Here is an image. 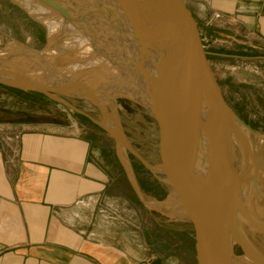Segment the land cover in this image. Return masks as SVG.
I'll list each match as a JSON object with an SVG mask.
<instances>
[{"label": "crops", "instance_id": "obj_1", "mask_svg": "<svg viewBox=\"0 0 264 264\" xmlns=\"http://www.w3.org/2000/svg\"><path fill=\"white\" fill-rule=\"evenodd\" d=\"M199 3L204 48L218 67L264 77V0ZM21 16V33L40 42L39 23ZM1 103L0 113L13 115L14 100ZM29 125L0 121V264H175L151 254V228L139 227L137 240L125 229L122 216L139 210H126V195L109 191L110 176L84 132L57 120Z\"/></svg>", "mask_w": 264, "mask_h": 264}, {"label": "rangeland", "instance_id": "obj_2", "mask_svg": "<svg viewBox=\"0 0 264 264\" xmlns=\"http://www.w3.org/2000/svg\"><path fill=\"white\" fill-rule=\"evenodd\" d=\"M188 2L197 18L199 28L203 34L202 36H204V22L206 20V16L203 12L204 9L199 3V0H188ZM45 5L48 6L46 3ZM21 15H27L30 19L35 20L26 12L25 8L16 1L0 0V52L14 49L44 52L49 48L55 47L59 52L58 55L54 56V58L48 57L47 59V63L52 67L58 69L61 65L74 61L73 56H71V58L69 54H67V49L61 45V39L51 44L52 37L49 29L37 20L35 21L39 23L42 29V40L34 44L28 41L26 35L21 33L18 25L22 17ZM41 56L46 57V55ZM206 57L220 86L225 101L231 107L235 115L253 131L251 144L252 156L253 153H255L262 158L263 155V161V73L259 72L253 77L251 71L243 69L245 66L241 67L239 71L220 68L213 59V56L206 53ZM6 58L0 59V67L2 69L5 70L17 64V60H13L14 58ZM9 61L12 63H8ZM83 63L85 64L86 71L95 69V71H99L98 74L102 73L99 70L100 66L94 64V59H86ZM86 76L78 75L82 80H84ZM91 85L93 87L98 86L95 79H91ZM59 91L61 93L55 94L56 97L69 103L73 108L60 104L39 91L23 90L0 84V100L2 101L6 98H12L14 100L13 115L6 116L0 113V121L11 119L23 123L29 122L30 125L28 127L32 128V124L38 121L57 120L66 122L75 132L78 130L80 133L84 132L85 137L91 141L95 157L103 162L110 176L111 182L109 191L124 193L126 195V210L128 208H136V210H139L136 212V217L127 212L126 216H122L125 229L135 230L134 233L137 240V238L140 237L138 231L139 227L143 230L147 229V231L151 228L153 231L149 239L152 240V255L167 256L172 258L175 264H195L194 231L186 215L176 209L174 213L175 210L164 208L156 204L148 206L144 202V199L147 197L157 202H163L169 197H180L175 186L172 185L170 187L165 176L161 172L147 169L132 153L119 146L114 139L97 124L103 122L105 118L104 112L113 109L120 124L123 138L146 164L156 166L160 163L159 130L155 120L148 111L127 95L113 94L107 99L102 98V92L99 91L100 94L97 93V100L100 105L99 108L93 101L85 99L83 96L75 95L69 91ZM0 106H4V103H1ZM100 146L104 147V151H98ZM105 147L108 151H105ZM162 153L165 159V165L168 166L169 152L165 141ZM234 155L239 159L241 155L239 147H237V151L235 150ZM252 169L254 172L259 171L257 173L258 189L264 194V165L257 169L256 165L252 164ZM253 174L256 175L255 173ZM138 198H140L142 202ZM248 216L264 227V200H262L260 206L252 208ZM139 217H141V222L136 220V218L138 219ZM237 221L240 234L246 243L248 254L251 257L264 258V231L257 229L243 216H240ZM187 233L189 248H186ZM232 240L231 264H258L249 259L248 256L242 252L234 238H232Z\"/></svg>", "mask_w": 264, "mask_h": 264}, {"label": "bare ground", "instance_id": "obj_3", "mask_svg": "<svg viewBox=\"0 0 264 264\" xmlns=\"http://www.w3.org/2000/svg\"><path fill=\"white\" fill-rule=\"evenodd\" d=\"M13 1L21 4L28 14L49 29L51 44L61 39V45L67 49L70 57L73 56L74 61L58 69L52 67L47 59L58 55L55 47L44 52L26 49L4 51L0 52V59L12 57L17 60V64L5 70L0 67L1 77L23 78L27 83L28 78H31L45 87L94 100H97L99 91L102 92V98L107 99L113 94L127 95L140 105H146L143 76L149 65L145 66V63L151 62L148 51L166 24L164 9L158 8L152 0H138L139 6L133 8L124 0H47L63 7L66 12H62L46 6L45 0ZM86 59H94V64L100 66L97 67L102 73L98 74L99 71L95 69L86 71L83 63ZM78 75L87 76L82 80ZM91 79H95L97 87L91 85ZM187 86L184 81L183 87L179 89L178 102L171 108V116L175 121L182 119ZM104 114L102 124L123 139L113 109ZM252 134L251 129L235 122L227 126L226 134L221 135L220 141L228 156V165L213 149H205L204 152L205 186L212 199L215 226L222 243L228 246L230 256L234 237H239L247 249L237 219L243 216L249 221L251 218L248 215L252 208L260 206L264 200V194L258 189L259 171H253L247 158L246 149L251 151ZM237 147L240 148V160L234 155ZM252 157L257 169L264 165L263 155L261 158L253 153ZM167 164L169 168L170 157ZM144 202L148 206L156 204L185 214L180 197H169L163 202L147 197Z\"/></svg>", "mask_w": 264, "mask_h": 264}, {"label": "water", "instance_id": "obj_4", "mask_svg": "<svg viewBox=\"0 0 264 264\" xmlns=\"http://www.w3.org/2000/svg\"><path fill=\"white\" fill-rule=\"evenodd\" d=\"M166 12V24L151 45L146 62L149 69L144 73L146 105L143 106L155 120L160 139V163L150 166L123 138L120 139L102 123H97L114 141L132 153L147 169L161 172L170 187L173 185L181 198L183 210L194 231L196 264H231L228 246L222 243L213 217L212 199L205 186L204 152L213 149L229 164L228 156L220 141L232 122L247 127L225 101L220 86L206 57L202 33L188 0H152ZM130 7L139 6L138 0H124ZM45 3L58 11L66 12L57 3ZM152 65V69H151ZM27 78V77H25ZM23 78L6 79L0 76V84L23 90H35L67 107L69 103L55 94L61 93L37 81ZM31 81V82H30ZM187 82L186 104L182 119L175 121L171 108L179 98V89ZM93 101L99 108L98 100ZM167 142L170 166L163 158V144ZM247 158L254 165L251 151ZM249 221L259 230L264 227L252 219ZM242 252L258 264L263 257H251L239 237H234Z\"/></svg>", "mask_w": 264, "mask_h": 264}, {"label": "built area", "instance_id": "obj_5", "mask_svg": "<svg viewBox=\"0 0 264 264\" xmlns=\"http://www.w3.org/2000/svg\"><path fill=\"white\" fill-rule=\"evenodd\" d=\"M210 23V21L208 22V24Z\"/></svg>", "mask_w": 264, "mask_h": 264}]
</instances>
